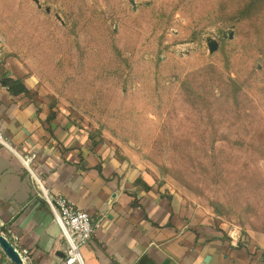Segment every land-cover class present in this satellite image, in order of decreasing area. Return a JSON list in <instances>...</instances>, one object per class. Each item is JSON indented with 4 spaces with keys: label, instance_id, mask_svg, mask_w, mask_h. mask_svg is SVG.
<instances>
[{
    "label": "rangeland",
    "instance_id": "rangeland-1",
    "mask_svg": "<svg viewBox=\"0 0 264 264\" xmlns=\"http://www.w3.org/2000/svg\"><path fill=\"white\" fill-rule=\"evenodd\" d=\"M0 58L50 113L264 234V0H0Z\"/></svg>",
    "mask_w": 264,
    "mask_h": 264
},
{
    "label": "crops",
    "instance_id": "crops-1",
    "mask_svg": "<svg viewBox=\"0 0 264 264\" xmlns=\"http://www.w3.org/2000/svg\"><path fill=\"white\" fill-rule=\"evenodd\" d=\"M19 66L0 58V232L39 261L62 263L65 239L35 176L97 222L81 247L84 264H264V234L223 228L172 188L76 124L13 91ZM20 80V79H19ZM32 151L31 173L20 154ZM15 235V237H14ZM0 247V264L5 261Z\"/></svg>",
    "mask_w": 264,
    "mask_h": 264
},
{
    "label": "built area",
    "instance_id": "built-area-1",
    "mask_svg": "<svg viewBox=\"0 0 264 264\" xmlns=\"http://www.w3.org/2000/svg\"><path fill=\"white\" fill-rule=\"evenodd\" d=\"M0 142L10 145L6 134L0 129ZM35 153L32 151L22 152L21 160L27 170L34 173L32 160ZM37 194H39L48 204L55 221L58 223L61 233L65 239L64 254L62 263L64 264H84L80 247L91 237L97 222L92 219L90 214L81 206L77 205L72 199L61 193H51L48 188L42 185V181L36 175ZM3 234L2 232H0ZM4 235V234H3ZM6 237V235H4ZM15 237V235H14ZM7 238V237H6ZM8 239V238H7ZM17 252L20 263L22 264H61L59 262H42L36 260L27 245L19 243L15 238L8 239ZM0 247L2 248L1 244ZM5 261H14L7 253Z\"/></svg>",
    "mask_w": 264,
    "mask_h": 264
},
{
    "label": "water",
    "instance_id": "water-1",
    "mask_svg": "<svg viewBox=\"0 0 264 264\" xmlns=\"http://www.w3.org/2000/svg\"><path fill=\"white\" fill-rule=\"evenodd\" d=\"M1 82H5L4 78H0ZM23 82L21 80H17L15 82H12L10 84V87L13 89V91H18L20 89H22L23 87ZM0 244L3 248V250L5 251V253H7L15 262H19L20 258L17 254V252L15 251V249L13 248V246L11 245V243L8 241V239L0 233ZM64 253V252H63Z\"/></svg>",
    "mask_w": 264,
    "mask_h": 264
},
{
    "label": "bare ground",
    "instance_id": "bare-ground-1",
    "mask_svg": "<svg viewBox=\"0 0 264 264\" xmlns=\"http://www.w3.org/2000/svg\"><path fill=\"white\" fill-rule=\"evenodd\" d=\"M43 185V184H42ZM44 186V185H43Z\"/></svg>",
    "mask_w": 264,
    "mask_h": 264
}]
</instances>
